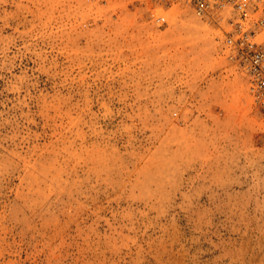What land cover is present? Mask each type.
Here are the masks:
<instances>
[{
	"label": "rangeland",
	"instance_id": "rangeland-1",
	"mask_svg": "<svg viewBox=\"0 0 264 264\" xmlns=\"http://www.w3.org/2000/svg\"><path fill=\"white\" fill-rule=\"evenodd\" d=\"M0 264H264V109L219 26L0 0Z\"/></svg>",
	"mask_w": 264,
	"mask_h": 264
},
{
	"label": "built area",
	"instance_id": "built-area-1",
	"mask_svg": "<svg viewBox=\"0 0 264 264\" xmlns=\"http://www.w3.org/2000/svg\"><path fill=\"white\" fill-rule=\"evenodd\" d=\"M159 1L165 6L185 4L223 30L230 56L248 78L254 103L264 109V0ZM157 21L164 24L167 19L163 16Z\"/></svg>",
	"mask_w": 264,
	"mask_h": 264
}]
</instances>
